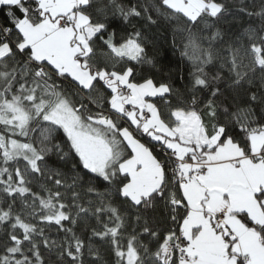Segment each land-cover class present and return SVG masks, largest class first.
I'll list each match as a JSON object with an SVG mask.
<instances>
[{"label": "snow or ice", "instance_id": "6c2138e0", "mask_svg": "<svg viewBox=\"0 0 264 264\" xmlns=\"http://www.w3.org/2000/svg\"><path fill=\"white\" fill-rule=\"evenodd\" d=\"M0 6L11 25H0V264H84L86 247L99 260L65 227L88 216L89 240L107 241L115 264H264V6L240 9L262 23L225 40L224 0H159L158 17L186 33L193 67L183 92L170 80L137 81L136 66L155 59L132 19L155 25L150 7ZM118 21L132 28L119 39ZM53 156L71 164L70 177ZM85 184L97 197L87 206L75 191ZM160 206L170 227L147 215ZM133 209L139 233L127 230ZM53 226L61 239H50Z\"/></svg>", "mask_w": 264, "mask_h": 264}, {"label": "trees", "instance_id": "16d2710c", "mask_svg": "<svg viewBox=\"0 0 264 264\" xmlns=\"http://www.w3.org/2000/svg\"><path fill=\"white\" fill-rule=\"evenodd\" d=\"M123 4L131 5L136 4L141 7H150L149 15H152L154 19H158V22L155 25L146 24L145 20L142 18H133L132 25L136 28L141 29L143 39L146 44V49L148 55L155 59V67L150 65H137V73L136 78L137 81H140L149 76L154 77L157 82L161 80H170L173 83V86L177 89H180L181 92L185 91L186 86L190 85L191 77L189 73L192 71L193 64L188 59V57L183 56L184 52V43H185V35L186 33L176 32L175 28L177 27V22L172 21L169 22L163 16H159L155 10L156 6L159 4V0H121ZM224 3L229 9L231 13L228 15L224 22L221 23V27L228 33L225 36V40H228L231 37L239 35L242 33L243 29L248 26L258 27L262 21L259 16L249 17L245 12H241L240 9H246L247 12H259L261 7L264 6V0H224ZM0 25L10 27V23L7 17L3 15L4 11H7L6 8H2L0 6ZM17 15L19 13L17 12ZM184 21L180 20L179 24L183 25ZM118 30H117V39L119 36L124 34L125 28L128 31H131V26L125 25L122 21H118ZM203 25H197L193 31H198ZM112 29L110 28L109 31ZM209 33H203V35H208ZM99 45V41H97ZM207 47V44H205ZM224 47L223 44L217 42L215 44V48L217 50L222 49ZM103 49V45H100L97 49L98 53H100ZM219 68V61L215 63L214 66H210L206 68V71L214 72ZM225 74L226 70H225ZM223 87V84L221 85ZM247 86V85H246ZM260 86L259 82V73H257L256 85L253 87V91L256 90V87ZM199 94V93H198ZM204 97L207 98L208 93H203ZM172 99L173 104L176 103L175 97H170ZM153 102L162 108V110L167 111V109L163 108V102L159 99H153ZM159 155V153H157ZM78 159V157H76ZM49 163H55L56 167L61 168L65 171L70 177L72 173L69 171L71 164L63 165L57 162V157H51ZM87 180V177H85ZM71 183V180L68 181ZM99 190H103V185L97 184ZM63 190V189H62ZM80 194L81 201L87 206L88 201H97V197L94 194L87 193V184L77 187L75 189ZM69 197L71 193L68 194ZM117 204L120 203V200L116 201ZM123 211V209H122ZM133 213L132 220L129 221L127 230L131 232L133 227L136 228V232H140V227L135 226L134 214L135 209L131 210ZM75 214V213H73ZM149 219L152 217L156 218V223L153 224V227H170V225H166L163 222V209L162 206L158 207L155 213L149 212L147 213ZM143 221H141V224ZM96 218L93 216L82 217L79 223L75 226L71 225L68 222H65V227H74V231L77 235L81 236L84 239L85 244L91 243L95 248L99 250L100 259L97 260L96 257L90 256L87 251V247L84 251V264H115L114 254L111 252L109 248V244L107 241H101L98 238H92L89 240L91 236V231L93 227H96ZM4 232V227L0 226V236H2ZM50 239H61L63 237V233H60L57 236L56 228L53 226L48 230L47 233ZM144 242L148 241V237L146 235L142 236ZM54 258V257H53Z\"/></svg>", "mask_w": 264, "mask_h": 264}]
</instances>
